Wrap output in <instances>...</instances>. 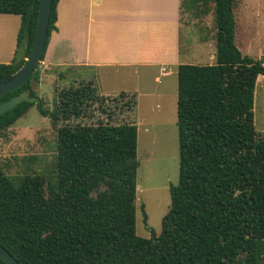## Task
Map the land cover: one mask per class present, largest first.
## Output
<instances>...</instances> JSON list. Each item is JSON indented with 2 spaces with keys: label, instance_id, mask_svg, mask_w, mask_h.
I'll return each mask as SVG.
<instances>
[{
  "label": "trees",
  "instance_id": "1",
  "mask_svg": "<svg viewBox=\"0 0 264 264\" xmlns=\"http://www.w3.org/2000/svg\"><path fill=\"white\" fill-rule=\"evenodd\" d=\"M53 1L47 47L58 30ZM214 2L216 63L178 66L180 178L159 236L137 233L138 126L70 124L100 97L93 81L62 88L52 111L24 101L0 115V132L37 105L62 122L56 172L17 177L0 166V244L20 264H264V138L257 139L255 90L264 58L236 42V0H183L182 10L206 15ZM40 0H0V14L20 15L18 48L29 56ZM181 10V11H182ZM46 51L42 57L44 60ZM0 63V83L25 64ZM33 77L0 97L32 89ZM121 96H129L126 92ZM130 108L136 105L130 97ZM144 221L147 213L143 207ZM0 264H7L0 257Z\"/></svg>",
  "mask_w": 264,
  "mask_h": 264
},
{
  "label": "rangeland",
  "instance_id": "2",
  "mask_svg": "<svg viewBox=\"0 0 264 264\" xmlns=\"http://www.w3.org/2000/svg\"><path fill=\"white\" fill-rule=\"evenodd\" d=\"M236 42L244 54L255 59L264 58V0H236ZM72 19L68 20L67 35L73 38ZM20 15L0 14V63H11L16 58ZM183 49L192 45L191 53L182 55L183 63H216V22L214 2H210L208 14L197 16L181 11ZM205 40L200 43V40ZM54 70L43 60L38 65L40 80L33 81L37 96L45 106L54 110L58 93L62 88L78 86L93 81L100 97L85 107L83 116L72 118L70 124L137 123L140 129L138 142L137 233L143 237L159 236L162 221L171 208L172 185L180 178V143L178 120V66L171 67V74L163 76L161 67L141 68L140 74L129 69L110 67H86L73 60V47L64 54ZM146 73V74H145ZM159 77V80L155 79ZM130 88L139 90L129 96H121ZM136 94V95H135ZM105 95V96H104ZM135 95L138 104L130 108V97ZM254 120L257 139L264 138V75L258 77L255 90ZM65 124V122H64ZM43 116L37 105L8 129L0 132V166L17 177L41 174L52 178L56 172L58 128ZM146 126L151 128L147 132ZM143 207L147 213L144 221Z\"/></svg>",
  "mask_w": 264,
  "mask_h": 264
},
{
  "label": "crops",
  "instance_id": "3",
  "mask_svg": "<svg viewBox=\"0 0 264 264\" xmlns=\"http://www.w3.org/2000/svg\"><path fill=\"white\" fill-rule=\"evenodd\" d=\"M183 0H60L58 30L51 35L45 60L55 72L73 47V60L86 67L129 69L161 67L163 76L183 63L181 10ZM72 19L73 38L67 35ZM204 43L205 40H200ZM60 65V64H59ZM146 74V73H145ZM159 80L158 76H155ZM128 95L137 93L130 88ZM134 91V92H133ZM136 95V94H135ZM105 96V95H104ZM137 97V96H135ZM138 104H136L137 106ZM135 123V122H134ZM137 124V123H136ZM138 126V125H137ZM150 132L151 128L145 129ZM140 129L138 126V142Z\"/></svg>",
  "mask_w": 264,
  "mask_h": 264
},
{
  "label": "water",
  "instance_id": "4",
  "mask_svg": "<svg viewBox=\"0 0 264 264\" xmlns=\"http://www.w3.org/2000/svg\"><path fill=\"white\" fill-rule=\"evenodd\" d=\"M53 1L54 0H40L38 25L31 53L27 57L23 56V50L29 39L28 37H26L22 41L16 52V55L20 57L18 63L22 62L23 60H25L26 62L24 66L16 74L13 75L11 79L0 83V97L18 89L26 82H28L33 77L37 66L43 61L42 57L46 51L47 46ZM24 101L39 103L40 98L36 95H32V89L28 88L20 94L1 103L0 115L4 114L10 109L15 108L18 104ZM0 257L7 264H20L15 256L2 244H0Z\"/></svg>",
  "mask_w": 264,
  "mask_h": 264
}]
</instances>
